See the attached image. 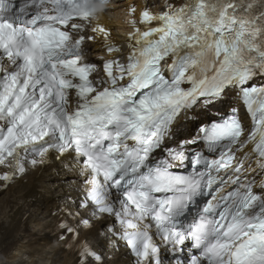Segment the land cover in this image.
<instances>
[{"label": "snow or ice", "instance_id": "snow-or-ice-1", "mask_svg": "<svg viewBox=\"0 0 264 264\" xmlns=\"http://www.w3.org/2000/svg\"><path fill=\"white\" fill-rule=\"evenodd\" d=\"M95 11L88 0H0V165L23 174L29 156L36 166L51 151L75 153L90 177L82 207L119 218L137 264H160L153 226L174 248L193 242L200 254L188 264H264V83H256L264 81V0H165L159 14L145 5L139 23L146 27L132 21L127 61L107 60L102 70L85 60L84 45L96 36L82 34L86 26L77 22L90 23ZM90 31L110 35L100 25ZM233 89L256 124L246 141L233 116L200 130L210 151L224 147L218 160L197 154L188 174L173 171V161L188 166L183 151L149 163L182 110ZM248 142L259 180L233 164ZM208 194L199 223L181 230L179 218ZM81 257L80 264H103L88 247Z\"/></svg>", "mask_w": 264, "mask_h": 264}, {"label": "bare ground", "instance_id": "bare-ground-1", "mask_svg": "<svg viewBox=\"0 0 264 264\" xmlns=\"http://www.w3.org/2000/svg\"><path fill=\"white\" fill-rule=\"evenodd\" d=\"M78 166L67 154L57 159L47 157L36 165V171L16 179L0 195V264H49L48 260L51 264H80L81 253L89 243L92 251L102 256L103 264H137L136 259L125 256L121 239L124 227L116 216H93V210L82 207L87 176ZM116 208L119 211L118 204ZM82 219H89L91 227L84 226ZM57 220L81 233L64 249L65 241L59 242L54 235ZM61 232L66 237L71 235L65 227ZM157 246L160 264H172L166 247ZM92 262L89 258V264Z\"/></svg>", "mask_w": 264, "mask_h": 264}]
</instances>
